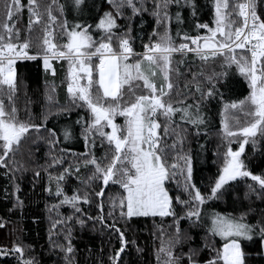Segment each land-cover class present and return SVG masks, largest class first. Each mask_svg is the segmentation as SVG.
<instances>
[{
    "label": "snow or ice",
    "instance_id": "snow-or-ice-1",
    "mask_svg": "<svg viewBox=\"0 0 264 264\" xmlns=\"http://www.w3.org/2000/svg\"><path fill=\"white\" fill-rule=\"evenodd\" d=\"M73 3L79 9L83 0H73ZM168 3L169 0L157 3V11L154 14L160 17L159 10L164 9L163 19H169L166 11ZM260 3L261 0H232L231 4L229 0H214L215 27L197 24L198 28L207 29L208 34L203 37L185 35L182 38L190 41L195 47H189L186 42L177 45L165 27L161 33L153 30L152 35L157 36V39L151 44H144L143 53L134 52L127 32L122 35L113 32L116 20L107 12L96 25L102 33L98 40L89 34L88 25L74 23L69 26L65 19L60 30V39L65 42H54V31L49 25H52L57 17L52 14V5L49 4L43 36L38 39L36 51L32 53L29 51L33 46L30 37L26 35L21 41L20 29L15 27V21L8 22L12 20V10L19 12L24 5L21 0H5V21L0 23V94L7 93L8 99L11 100L12 93L16 91L17 61L36 60L39 56L44 69L50 70L53 75L55 69L51 61L67 62V92L73 103L86 108L89 115L87 127L84 128L85 141L89 143L91 134L93 139L90 141V147L94 148L95 137L98 136L102 143L107 142L109 149L99 160L91 151L84 154V164L91 165L93 170L82 183L90 185L92 182H100L99 191L94 192L97 197L103 196L104 187L110 181L120 185L124 195L118 201H111L109 217H114L117 210L119 217L123 219L136 216L173 217L177 225V239L165 241L163 232L161 233L160 247L155 254L156 264H179V259L173 252L175 243L179 242V220L186 218L193 223L201 222L203 206L209 201L222 198L231 187V182L244 178L253 182L247 185L250 191H255L258 187L260 192L264 193V172L254 173L242 159L249 138H253L254 143L258 134L264 137V19H261L264 12H257ZM114 6L118 15L121 14L120 9L125 6L131 9L133 15L147 10L140 0H117ZM58 7L62 13L63 5ZM27 8L29 23L26 32L31 33L33 23H39L42 17L37 0H28ZM160 22V19H157V24ZM113 36H116L118 41L117 49H114L111 43ZM237 50L240 52L237 53ZM186 52L195 53L202 61H207L210 57H221V67L230 68L235 65L249 88L248 95L243 99L223 105L225 110L233 109L243 113L246 124L232 131L229 124L224 122L225 138L239 137L238 148L233 150L230 146L227 147L223 153L222 166L206 191H202L193 182V158L183 152L182 139L179 141L181 147L177 151V141L171 145L163 142L158 131L161 128L158 116L165 120L163 136L166 137L177 113L180 114L181 121L197 129L204 124L198 102L194 106H174L170 98L174 87L170 80L173 54ZM94 58L97 61L95 63ZM130 58H133V62H129ZM158 74L161 80L159 85L155 80ZM226 75L227 71L210 74L207 77L210 86L202 91L197 85L196 91L201 93L202 99L219 96L223 101V93L216 87V81L224 79ZM139 82H142V85ZM191 109L194 111H190ZM117 116L123 117V124L116 123ZM41 127L44 125L19 120L16 108L13 106L6 109L3 99H0V168L8 167L9 161L15 163L14 156L22 139L26 138L30 129L39 131ZM106 128L110 131H105ZM45 130L52 136L49 143H54L55 131ZM171 131L178 135L175 129ZM70 135V131L65 129L64 139H69ZM169 152L173 154L171 160ZM59 162L53 158V164ZM75 172H79V167ZM73 174L71 168H64L55 177L49 174V179L56 182L55 195L61 197L59 203L68 205L74 212H81L80 203H89L88 192L80 193L79 190L73 189L72 194L68 195L61 186L66 176ZM177 176L183 178L180 186L186 197H175L176 202L183 206V215L173 208V197L165 186L167 181L174 180ZM46 191L52 190L49 188ZM17 202L22 204L19 198ZM97 207L101 214L88 218L100 221L118 234L120 247L109 259L111 264H119L127 243L124 233L117 227L114 218L111 223H105L103 202ZM67 219L71 220L72 217ZM207 219V232L225 242L222 247L214 249L215 255L205 261V264H245L240 238L251 240L253 235L258 233L264 242V224L247 223L243 214L233 216L213 211ZM76 222L81 225L85 223L79 218ZM56 223L61 221L54 222L53 228ZM3 226V221L0 220V227ZM65 240L66 245L57 247L64 253L66 264H72L74 247L71 242V229L68 230ZM11 251L19 254V264H34L33 259L25 258L22 246L14 245ZM5 254L6 251L0 248V255ZM195 254L191 249L186 254L188 264H197L192 258Z\"/></svg>",
    "mask_w": 264,
    "mask_h": 264
},
{
    "label": "trees",
    "instance_id": "trees-1",
    "mask_svg": "<svg viewBox=\"0 0 264 264\" xmlns=\"http://www.w3.org/2000/svg\"><path fill=\"white\" fill-rule=\"evenodd\" d=\"M116 2L117 0H83L77 9L73 0H55L54 3L53 0H37L42 18L39 23L34 22L31 33H27L28 0H21L24 7L19 12L13 9L12 20L8 22L15 21V27L20 29L21 41L26 35L30 37L33 46L29 51L32 53L36 51L38 39L43 36L49 4L52 5V14L57 17L56 21L49 25L53 28L54 42L57 43L65 42L60 39L61 24L65 19L69 26L74 23L88 25L89 34L98 40L102 33L96 25L106 12L111 13L116 20L113 32L118 35L127 32L134 51H140L144 44L156 41L157 36L152 35L153 30L161 33L167 27L173 41L178 45L187 42L182 39L185 35L203 37L208 34L207 29L198 28L197 24L215 27L214 0H169L166 9L169 17L167 20L163 19L164 9L159 10L160 17L154 14L157 11L155 5L162 3V0H140L147 10L135 15L126 6L120 9L121 14L118 15L114 6ZM229 3L231 4L232 0H229ZM60 5H63L62 13L58 7ZM257 12H264V0H261ZM5 16V0H0V23L5 21ZM157 19L161 21L159 24ZM261 19H264V15H261ZM111 43L114 49L118 48L116 36H113ZM200 43L202 45L203 41ZM239 52L240 50H237V53ZM95 62L97 61L94 58ZM129 62H133V58H130ZM51 63L55 75L44 69L41 58L17 61L16 91L12 93L11 100L8 99L7 93L0 94L6 109L13 106L16 108L19 120L44 125L39 131L30 129L15 153V163L9 161L8 167L0 168V220L4 225L0 227V248L6 251L5 255H0V264H19V254L11 251L14 245L22 246L25 258L33 259L34 264H66L64 253L57 245H66L65 236L68 235L69 229L74 247L72 264H111L109 257L120 247L118 234L100 221L88 218L101 214L97 207L100 202L104 205L105 223H111L114 218L127 241L119 264H156L155 254L160 247L161 233L163 232L165 241L177 239V225L173 217L136 216L123 219L119 217L118 210L114 217L108 216L111 201H118L124 195L120 185L110 181L104 187L103 196L97 197L94 192L99 191L100 182H92L90 185L82 183L93 170L91 165L84 164V154L91 151L99 160L109 151L107 142L102 143L101 138L96 136L95 147L91 148L90 141L93 136L89 134V143H86L84 128L87 127L89 115L86 108L73 103L67 92L68 64L64 60H53ZM221 64V57H210L207 61H202L193 52L174 53L173 70L170 72L174 87L170 98L174 106H194L198 102L204 124L197 129L181 121L180 114L177 113L169 126V135L164 137L165 120L162 116L157 117L161 124L158 131L163 142L171 145L177 141L179 151V141L182 139L183 152L193 158V182L202 191L208 189L222 166L223 153L227 147L238 148L239 137L225 138L224 122L229 124L232 131L246 124L243 113L233 109L225 110L223 105L247 96V81L238 73L235 65L222 68ZM222 71H227V75L224 79L216 81V87L223 93V101L219 96L202 99L201 93L196 91V86L199 85L202 91L206 90L210 86L207 77ZM155 80L157 85L161 83L159 74ZM139 83L142 85V82ZM81 117L83 120H80ZM116 123L123 124V117L117 116ZM45 129L55 131L54 143H49L52 136ZM65 129L71 133L67 140L63 136ZM171 129H175L178 135H174ZM172 155L169 152V160ZM54 157L60 162L53 164ZM242 159L254 173L264 172V137L254 143L253 138H249ZM77 167L79 172H75ZM64 168H71L74 173L66 176L62 182L64 191L68 195L72 194L73 189L79 190L80 193L88 192L89 203H80L81 212H74L68 205L60 204L61 197L55 195L56 182L49 179V174L55 177ZM37 172L39 175H36ZM182 179L177 176L165 184L173 197V208L180 215H183V206L176 202L175 197L186 198L180 186ZM249 183L253 182L244 178L231 182V187L222 198L209 201L203 206L201 222L193 223L186 218L179 220V242L175 243L173 249L179 264H188L186 254L190 249L196 252L192 258L197 264H205V261L215 255L214 249L222 247L225 241L207 232V217L213 211L233 216L243 214L247 223L264 224V193L260 192L258 187L255 191H250L247 187ZM49 188L51 192L46 191ZM17 198L22 204L17 202ZM69 216L72 217L71 220L67 219ZM77 218L85 223H77ZM56 221L61 223H56L53 228ZM241 242L245 264H264L263 242L258 233L254 234L251 240L244 239Z\"/></svg>",
    "mask_w": 264,
    "mask_h": 264
},
{
    "label": "rangeland",
    "instance_id": "rangeland-1",
    "mask_svg": "<svg viewBox=\"0 0 264 264\" xmlns=\"http://www.w3.org/2000/svg\"><path fill=\"white\" fill-rule=\"evenodd\" d=\"M83 83V81H82ZM108 131H110V129H108ZM261 138V136L258 134L256 138H254L256 141H258L259 139ZM233 150H236V149H233ZM170 195V193H169ZM171 196V195H170ZM242 240H244V238H240V243L242 244ZM263 250H264V242H263Z\"/></svg>",
    "mask_w": 264,
    "mask_h": 264
},
{
    "label": "built area",
    "instance_id": "built-area-1",
    "mask_svg": "<svg viewBox=\"0 0 264 264\" xmlns=\"http://www.w3.org/2000/svg\"><path fill=\"white\" fill-rule=\"evenodd\" d=\"M187 43H189V47H195V46L192 45L190 42H187ZM143 52H144V48H143L141 51H137V52H135V53H143ZM186 53H188V52H186ZM37 58H40V57L38 56Z\"/></svg>",
    "mask_w": 264,
    "mask_h": 264
}]
</instances>
